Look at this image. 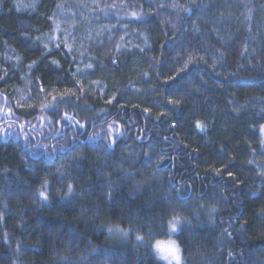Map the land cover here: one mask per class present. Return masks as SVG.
<instances>
[{
	"label": "trees",
	"instance_id": "1",
	"mask_svg": "<svg viewBox=\"0 0 264 264\" xmlns=\"http://www.w3.org/2000/svg\"><path fill=\"white\" fill-rule=\"evenodd\" d=\"M0 108V264H264V0H0Z\"/></svg>",
	"mask_w": 264,
	"mask_h": 264
},
{
	"label": "snow or ice",
	"instance_id": "2",
	"mask_svg": "<svg viewBox=\"0 0 264 264\" xmlns=\"http://www.w3.org/2000/svg\"><path fill=\"white\" fill-rule=\"evenodd\" d=\"M56 47L58 48V47H60V45L57 44ZM71 51H72L71 48H69V52H71ZM89 67H91V65H89ZM62 98H63V94H61V99ZM55 99H56V97L53 96V100H55ZM112 99H115V97H112ZM109 102H111V101H109ZM52 107L55 108L56 105H52ZM43 112H44V109L42 108L41 109V113H42L41 119L42 120L45 119ZM11 115H12L11 109H8L7 112L4 114V116L0 117V119H9V118H11ZM63 118L66 119L67 121H69V123L74 121V118L71 116L65 115ZM49 123H51V121H49ZM41 127H43V125H41ZM196 127L200 128L202 131L204 130L203 126L199 122L197 123ZM20 128L22 131H24V124H20ZM30 130L35 131L36 126L31 125ZM109 131L110 132L118 131V129H112L110 126ZM259 131L261 133H264V126H261ZM157 167H159V165H157ZM228 174L232 175L231 172H229ZM45 183H47V181H45ZM41 187L43 188V185H41ZM73 191H74L73 185L69 184L68 188H67V194L69 196H71L73 194ZM39 195L43 198V201H47L49 199V197L45 194L44 191H40ZM108 195L110 196L111 193L109 192ZM213 211H215V209H213ZM0 218H2V215H0ZM180 224H181V220L174 216L171 220L168 221V232L169 233H177L178 227ZM114 230L121 233L124 236H127L129 234V232L132 231L131 229H125V228L121 227L120 225H115L114 228L113 227L108 228V231L110 233L113 232ZM229 235H231V233H229ZM136 239L138 242H144L145 241V237L142 235H139V234L136 235ZM150 245H151V241H147L144 244V246H150ZM154 249H155V252L157 254H159L160 258L167 261L168 264H183L182 248L180 247L179 241L177 239H171L170 238L167 241L157 240V241H155Z\"/></svg>",
	"mask_w": 264,
	"mask_h": 264
},
{
	"label": "flooded vegetation",
	"instance_id": "3",
	"mask_svg": "<svg viewBox=\"0 0 264 264\" xmlns=\"http://www.w3.org/2000/svg\"><path fill=\"white\" fill-rule=\"evenodd\" d=\"M4 114H5V110H4V108H0V117H3L4 116ZM6 120H4V119H0V128L2 129V127H4L5 126V122ZM13 135L17 138V137H19V135H20V139H22V136H23V133H22V131H19V135L17 136V134H15V133H13L12 132V128H8V129H2V137L4 136V137H8V138H10V139H12V137H13ZM23 140V139H22ZM18 141V140H17Z\"/></svg>",
	"mask_w": 264,
	"mask_h": 264
},
{
	"label": "rangeland",
	"instance_id": "4",
	"mask_svg": "<svg viewBox=\"0 0 264 264\" xmlns=\"http://www.w3.org/2000/svg\"><path fill=\"white\" fill-rule=\"evenodd\" d=\"M264 126V125H263ZM261 128V127H260ZM260 135H261V138H262V141H263V145H264V133H261L260 132ZM111 236L113 237V238H115V239H118V240H122V239H124L123 237H124V235H122L121 233H119V232H117V231H113V232H111ZM171 239H174V238H171ZM153 247H154V245H153ZM154 251H155V249H154ZM156 253V252H155ZM156 255L158 256V259L163 263V264H168V262L167 261H165V260H163V259H161L160 258V256H159V254H157L156 253ZM183 264H184V262H183Z\"/></svg>",
	"mask_w": 264,
	"mask_h": 264
},
{
	"label": "water",
	"instance_id": "5",
	"mask_svg": "<svg viewBox=\"0 0 264 264\" xmlns=\"http://www.w3.org/2000/svg\"><path fill=\"white\" fill-rule=\"evenodd\" d=\"M2 140L4 141V136L2 137ZM7 140H10V138H8Z\"/></svg>",
	"mask_w": 264,
	"mask_h": 264
}]
</instances>
